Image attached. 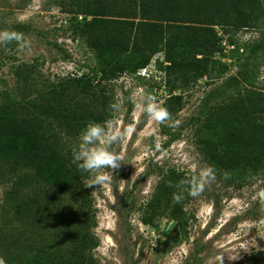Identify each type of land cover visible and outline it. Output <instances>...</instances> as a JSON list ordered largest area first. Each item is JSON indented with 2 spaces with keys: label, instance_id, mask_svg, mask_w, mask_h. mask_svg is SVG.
<instances>
[{
  "label": "rangeland",
  "instance_id": "rangeland-1",
  "mask_svg": "<svg viewBox=\"0 0 264 264\" xmlns=\"http://www.w3.org/2000/svg\"><path fill=\"white\" fill-rule=\"evenodd\" d=\"M64 1L0 0V106H17L20 99L22 104L42 102L40 95L60 79L94 65L95 55L75 31L72 18L76 16L65 11L60 4ZM84 19L79 14L77 23L82 25ZM228 32L229 37L222 34L225 43L235 41L245 48L244 54L232 56L231 49L221 44L218 52L208 55L217 63L206 78H192L187 85L173 77L167 79L155 67L163 59L158 53L139 75L124 74L109 85L100 82L103 92L98 99L69 100L71 108L80 102L85 110L106 109L118 129H131L113 145L124 156V163L106 184L85 187L88 173L84 172L82 191L71 197L35 178L33 170L0 158V259L5 264H18L27 257L45 264H70L67 221L73 218L83 219L97 242L96 248L85 251V263L264 264L262 174L247 178L239 187L228 183L225 175L214 176L199 195L189 199L184 196L187 183L179 182L174 191L187 216L184 232L165 210L167 197L161 200L160 213L148 208L161 178L159 170L184 172L192 181L201 168L208 167L195 145L196 129L203 126L209 107L228 101L221 93L233 98L238 92L245 96L248 90L264 94V27ZM241 38L248 41L243 43ZM235 62L243 66L241 72L252 79V85L241 75L232 77ZM226 64L230 71L222 76ZM91 78L95 85L99 76ZM213 89L216 94L205 96ZM140 91L155 96L170 119L155 123L142 113L134 98ZM12 109L28 115L23 106ZM258 120L264 124V114ZM52 126L57 133L55 122ZM205 135L212 136L208 131ZM59 142L76 146L79 137L61 132ZM86 216L93 218L92 227ZM102 243L111 246L107 257L98 251Z\"/></svg>",
  "mask_w": 264,
  "mask_h": 264
},
{
  "label": "trees",
  "instance_id": "trees-1",
  "mask_svg": "<svg viewBox=\"0 0 264 264\" xmlns=\"http://www.w3.org/2000/svg\"><path fill=\"white\" fill-rule=\"evenodd\" d=\"M60 4L67 13L76 16L72 18L77 26L75 31L94 53L95 63L88 71L80 74L76 71L71 77L60 79L47 94L40 95L42 102L22 104L23 99H20L16 100L17 106L1 105L0 158L33 170L35 178L71 197L82 191L86 174L73 163L75 145L60 144V133L77 138L89 121L104 123L112 116L106 109L85 110L80 102L71 108L69 100L98 99L103 92L100 82L109 85L124 74L136 75L158 53L163 59L157 60L155 67L167 79L173 77L187 85L192 78H206L217 63L208 55L219 51L222 36L230 35L228 29L237 33L264 27V0H65ZM79 14L85 16L82 25L77 23ZM228 45H234L230 50L232 56L244 54L239 53L241 45L235 41ZM163 62L167 64L162 65ZM235 65L238 71L232 77L241 75L247 85H252V79L245 71L241 72L243 66L239 62ZM229 67L226 64L222 68V76L229 73ZM96 75L99 78L94 85L91 77ZM229 77L226 81L231 79ZM96 85L100 87L99 94ZM215 92L217 90L213 89L205 96ZM220 96L228 101L208 108L203 126L196 129L195 145L205 163L213 169L214 176L225 175L228 183L239 187L249 177L264 175V124L258 120L264 114V94L248 90L245 96L239 92L234 98L223 93ZM18 106L28 109L25 112L28 115L12 109ZM193 117L196 122L199 120L198 116ZM54 122L57 133L52 130ZM207 131L212 136H206ZM159 173L161 178L148 208L160 213L161 200L167 197L165 210L184 232L187 216L174 190L179 182L187 183L184 196L189 199L191 181L184 172L174 169L166 170V174L159 170ZM86 219L92 227L93 218L86 216ZM82 220L67 221L70 264H92L91 261L85 263L84 253L97 247ZM18 264L45 263L36 257H27Z\"/></svg>",
  "mask_w": 264,
  "mask_h": 264
},
{
  "label": "clouds",
  "instance_id": "clouds-1",
  "mask_svg": "<svg viewBox=\"0 0 264 264\" xmlns=\"http://www.w3.org/2000/svg\"><path fill=\"white\" fill-rule=\"evenodd\" d=\"M140 71L136 75H139ZM134 98L140 111L147 115L151 121L163 123L170 119V113L155 96L146 91H140L135 94ZM128 132H131L130 128L120 130L114 120L104 123L89 121L81 130L79 142L73 148L72 156L76 167L80 171L88 173L85 187L93 188V185L100 187L106 184L111 175L124 163V156L113 145L117 141H122ZM211 179H214L213 169L210 166L201 168L191 181V194L193 196L199 195L205 184ZM252 246L260 250L258 246ZM110 247V245L102 243L98 251L107 257ZM229 259H235V256H229ZM0 264H5L3 259H0Z\"/></svg>",
  "mask_w": 264,
  "mask_h": 264
},
{
  "label": "built area",
  "instance_id": "built-area-1",
  "mask_svg": "<svg viewBox=\"0 0 264 264\" xmlns=\"http://www.w3.org/2000/svg\"><path fill=\"white\" fill-rule=\"evenodd\" d=\"M239 41H242L243 43H246L247 41H248V39H245V38H241V40H239ZM221 44L225 47L226 45H227V47L229 48V49H233L234 48V45H228V43H225V40H222L221 41ZM244 52V47L243 46H240V48H239V53H243ZM234 69V71H238V68H237V66L234 64V65H232V70ZM228 75V73H226L225 74V76H227Z\"/></svg>",
  "mask_w": 264,
  "mask_h": 264
}]
</instances>
